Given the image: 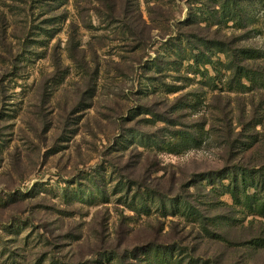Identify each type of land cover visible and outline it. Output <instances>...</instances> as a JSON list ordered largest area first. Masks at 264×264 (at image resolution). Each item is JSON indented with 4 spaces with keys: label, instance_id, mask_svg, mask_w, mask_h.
<instances>
[{
    "label": "rangeland",
    "instance_id": "obj_1",
    "mask_svg": "<svg viewBox=\"0 0 264 264\" xmlns=\"http://www.w3.org/2000/svg\"><path fill=\"white\" fill-rule=\"evenodd\" d=\"M243 168L264 0H0V264H264Z\"/></svg>",
    "mask_w": 264,
    "mask_h": 264
},
{
    "label": "trees",
    "instance_id": "obj_2",
    "mask_svg": "<svg viewBox=\"0 0 264 264\" xmlns=\"http://www.w3.org/2000/svg\"><path fill=\"white\" fill-rule=\"evenodd\" d=\"M244 71H245L244 73H241L242 76H243V78H248V76H250V73L247 72L246 70H244ZM239 72H240V68L237 67L236 73H239ZM252 76H254V75H252ZM238 173L241 176L243 175V176H247L249 178H253L254 176L257 175L260 178V180L258 181V183L260 182L261 185H262L261 192L264 194V174H262L260 170L254 172L253 169H250L249 170L247 168H243V171L242 170H240V171L239 170L238 171L237 170L233 171L231 177L228 178L229 179V183L234 186V188L232 189V193L231 194H232V197L236 201L239 200L238 197H237V194H236V192H237V187L236 186H237V183H238L237 182L238 181L237 180ZM244 180L245 179H243V181ZM263 194H262L263 198H260L261 200L258 202L257 207L259 208V211L256 214V216L259 217V218H261V219H264V195ZM246 200L248 201V204H249L250 208H252V206H251L252 205L251 204L252 202H251L250 198L246 197ZM248 244L251 245V246H256V247H264V238L259 237L258 239H252V240L249 241Z\"/></svg>",
    "mask_w": 264,
    "mask_h": 264
}]
</instances>
